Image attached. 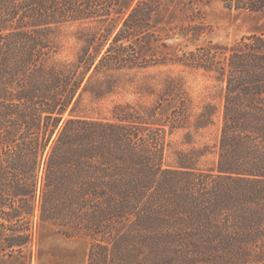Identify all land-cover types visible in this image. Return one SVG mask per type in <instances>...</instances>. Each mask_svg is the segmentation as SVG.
Instances as JSON below:
<instances>
[{
  "label": "trees",
  "instance_id": "obj_1",
  "mask_svg": "<svg viewBox=\"0 0 264 264\" xmlns=\"http://www.w3.org/2000/svg\"><path fill=\"white\" fill-rule=\"evenodd\" d=\"M264 11V0H221ZM162 0H0V232L23 244L33 219L89 238L85 264H264V33L232 45L207 40L173 63L211 73L221 85L216 158L211 147L166 162L165 135L184 117L168 86L174 119L159 104L120 103L111 117L77 111L102 71L141 64L125 45L149 35L172 11ZM154 20V21H153ZM102 27L74 61L51 62L50 34L67 22ZM187 41L211 29L192 14L170 26ZM160 35V34H159ZM108 45L105 50L90 45ZM166 46L165 44H163ZM167 62V61H163ZM207 104L195 127L212 123ZM162 115V113H160ZM169 126L167 130L165 127Z\"/></svg>",
  "mask_w": 264,
  "mask_h": 264
},
{
  "label": "rangeland",
  "instance_id": "obj_2",
  "mask_svg": "<svg viewBox=\"0 0 264 264\" xmlns=\"http://www.w3.org/2000/svg\"><path fill=\"white\" fill-rule=\"evenodd\" d=\"M162 8L169 9L153 28L159 38L148 45L150 37L133 40V45H125V53L139 56L141 64L131 68L102 71L94 81L95 88L102 94L97 97L92 91L84 93L77 111L90 116L111 117V109L120 103H129L142 110L159 104L158 118L174 119V105L179 99L184 101V117L175 123V128L167 132L165 140L166 162L174 164L178 153H187L191 148L211 147L200 158L199 166L206 167L216 158V144L221 124V85L211 73L202 69L173 63L171 59L183 51L193 50L196 45L214 43L232 45L241 37L253 33H264V11L238 10L225 7L221 0H162ZM204 18L211 31L195 41H187L170 26L186 23L192 15ZM154 21V20H153ZM95 21L67 22L57 26L50 34L54 46L51 62L74 61L77 53L85 45V39L98 28ZM160 34V35H159ZM153 41V40H151ZM165 44L166 46H164ZM90 50L105 48L106 45H90ZM167 61V62H163ZM179 89L181 97L169 100L166 89ZM207 104L217 107L212 115V123L195 127V122ZM167 130L169 126L165 127ZM31 236L23 244L14 242L13 247H4V237L0 232V264H85L89 248V238L74 233L72 229L61 230L49 224L40 225L33 219Z\"/></svg>",
  "mask_w": 264,
  "mask_h": 264
}]
</instances>
